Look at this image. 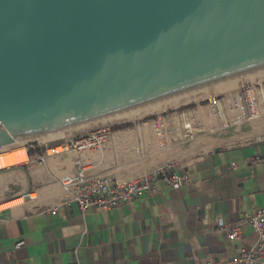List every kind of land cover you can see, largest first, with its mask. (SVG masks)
<instances>
[{"label":"crops","instance_id":"0c3cea01","mask_svg":"<svg viewBox=\"0 0 264 264\" xmlns=\"http://www.w3.org/2000/svg\"><path fill=\"white\" fill-rule=\"evenodd\" d=\"M233 82L207 89L206 94L227 95L255 84L258 116L233 124L231 117L226 122L219 119L212 105L185 110L162 121L160 141L156 122L150 120L113 131L103 148L93 153L72 152L0 170L2 207L22 201L24 194H36L0 217V264H192L227 259L249 248L256 238L249 227L241 228L237 240H227L220 229L264 205V144L254 141L264 135V74ZM102 120L94 129L124 122ZM197 122L204 126L203 134L195 132ZM86 125L55 134L52 141L93 131ZM73 130L75 135H67ZM255 158L260 161L251 164ZM76 160L117 181L174 160L178 170L190 174L191 182L187 186L154 182L150 196L110 210L82 212L75 203L62 204L65 192L60 181L75 171ZM53 208V214L41 213ZM20 241L23 245L15 248Z\"/></svg>","mask_w":264,"mask_h":264},{"label":"water","instance_id":"95a60500","mask_svg":"<svg viewBox=\"0 0 264 264\" xmlns=\"http://www.w3.org/2000/svg\"><path fill=\"white\" fill-rule=\"evenodd\" d=\"M264 72V0H0V146Z\"/></svg>","mask_w":264,"mask_h":264},{"label":"built area","instance_id":"2783aa9c","mask_svg":"<svg viewBox=\"0 0 264 264\" xmlns=\"http://www.w3.org/2000/svg\"><path fill=\"white\" fill-rule=\"evenodd\" d=\"M256 85L245 84L232 95L218 98L217 96L210 99V105L215 107L217 117L226 122L231 117L233 124H240L249 119L258 116L259 107L256 96ZM157 131L162 133V126L156 123ZM108 127L97 128L79 138H66L56 145L44 144L40 151H35L38 146L32 142L13 143L6 146H0V155L8 153H19L21 148L24 149L26 160L7 167L0 166V170L19 166L30 165L33 163H44L52 157L69 154L72 152L87 151L93 153L101 150L110 140L112 131ZM255 142L264 144V135H258L254 138ZM16 142V141H15ZM34 151L30 153V151ZM19 157V155H17ZM260 161V158L251 160V164ZM235 163L231 168H235ZM176 161H167L150 170L126 181H117L108 173L94 172L85 162L76 160V169L61 179V185L65 192L62 204L70 205L75 203L80 211H86L90 208L101 210H110L121 205L131 203L138 198L150 196L155 191L154 182H161L166 186H187L191 182L190 174L187 171L177 169ZM27 193L20 198L22 202L13 207H1L0 217L2 214L14 207L23 205L26 200L36 198V194ZM55 208L44 210L41 213L53 214ZM249 227L256 235L254 243L247 249H241L234 256L218 260L205 259L201 262L192 264H264V205L255 208L249 215L243 219L226 223L221 227L227 240H237L241 237V228ZM23 241L15 244V248L23 245Z\"/></svg>","mask_w":264,"mask_h":264},{"label":"rangeland","instance_id":"374dc122","mask_svg":"<svg viewBox=\"0 0 264 264\" xmlns=\"http://www.w3.org/2000/svg\"><path fill=\"white\" fill-rule=\"evenodd\" d=\"M203 91H206V90H203ZM203 91H200V92H197V93H194L196 95H200L202 94ZM235 93V92H234ZM234 93H231V94H227V95H224V94H220L218 95L217 97L220 99V98H223L225 96H228V95H232ZM207 95V94H206ZM216 97V96H214ZM212 97V98H214ZM210 98L208 95L205 96V94H203V97H200V98H197L195 100H191L189 102H186V103H183V104H179L175 107H169L161 112H158V113H148L144 116L141 115L140 118L136 119L135 121H124V122H113V123H106L105 125H103L102 127H108V128H111L112 126H115V125H119V124H125V123H129L130 125L126 128H133L134 126L138 125V124H143L144 122L146 121H150V120H153L155 121L156 123H159V124H162V121L167 117V116H170L171 114L173 113H176V112H183V111H193V110H199L201 111L203 108L205 107H208L210 105ZM145 109V108H143ZM143 109H140V110H143ZM107 119V118H105ZM103 121V120H102ZM98 124H100V120H97L95 122H91L89 123L88 125H86L88 128V131L89 130H95L94 127L96 126H99ZM234 128V127H233ZM75 130V129H74ZM71 131L69 134L65 133V136L66 134L67 135H75V133H77V131ZM112 131V130H110ZM113 132V131H112ZM195 132L197 134H203L205 132V128L204 126L202 125V123H196L195 125ZM159 136V135H158ZM59 137V136H58ZM78 137V136H77ZM160 137V136H159ZM57 138V136H51L49 139L43 141L44 139H41V140H38V141H33L32 143L36 146H43L44 144H47V145H51V143H55V142H61V141H52V139H55ZM40 141V142H39ZM174 161V160H173ZM15 167V166H14ZM7 169V168H6ZM32 196H34V193L32 194ZM17 201H19V199H15Z\"/></svg>","mask_w":264,"mask_h":264},{"label":"bare ground","instance_id":"6f19581e","mask_svg":"<svg viewBox=\"0 0 264 264\" xmlns=\"http://www.w3.org/2000/svg\"><path fill=\"white\" fill-rule=\"evenodd\" d=\"M262 74H264V73H262ZM250 78H251V76L247 77V78H243V79H250ZM231 84H235V82L230 83L228 85H231ZM231 87H233V86H231ZM212 90H213V88L211 89V91ZM207 92L208 91H203L202 94H200V95L199 94L196 95V94L193 93V94H190V95H187V96H183V97H180V98H177V99H173V100H170V101H167V102H163V103H160V104H157V105H153V106L147 107V108H145L143 110H136V111H132V112H128V113H124V114L108 117L107 119L104 118L103 121H125V120L135 121L141 115L148 114V113L151 114V113L161 112V111L165 110L166 108L175 107V106H177L179 104H183V103L189 102L191 100H195L197 98L203 97V94H205V96H207L206 95ZM209 92H210V90H209ZM55 134H58V133H55ZM55 134H51V135H47V136H43V137H39V138H35V139H26V140H22V141H16L14 143H21L22 144V143H27V142L38 141V140H41V139L46 140V139H48L49 137H51L52 135H55ZM160 134L161 133H159L157 131V136L159 135L161 137ZM159 136H158V138H159V141H160V137ZM3 146H6V145H3ZM17 155H19V157ZM25 160H26L25 151H24L23 148H21V151L19 153H15V152L8 153V152H5V153L1 154L0 155V166L7 167L9 165H13V164H16V163H18L20 161H25ZM21 202L22 201H20L18 203H14V204H12L10 206H6V207H11V206L19 204Z\"/></svg>","mask_w":264,"mask_h":264},{"label":"trees","instance_id":"16d2710c","mask_svg":"<svg viewBox=\"0 0 264 264\" xmlns=\"http://www.w3.org/2000/svg\"><path fill=\"white\" fill-rule=\"evenodd\" d=\"M130 124L129 123H125V124H119V125H115V126H112L111 127V130L112 131H116V130H120V129H124V128H126V127H128ZM35 151H40V149L39 148H37ZM34 151H30V153H33Z\"/></svg>","mask_w":264,"mask_h":264}]
</instances>
